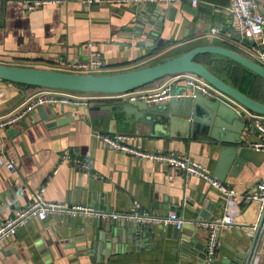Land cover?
Here are the masks:
<instances>
[{"label": "crops", "instance_id": "0c3cea01", "mask_svg": "<svg viewBox=\"0 0 264 264\" xmlns=\"http://www.w3.org/2000/svg\"><path fill=\"white\" fill-rule=\"evenodd\" d=\"M198 1L196 7L192 0L155 2L166 9L173 6L174 17L164 20L159 33L153 35L146 28L147 33L137 38L128 29L136 15L127 8L134 3L105 2L98 10H92L83 0H64L28 11L18 0H0V63L58 70L62 61L88 58L89 43L107 62L106 70L100 74L155 65L204 45L227 47L253 59L252 48L258 43L241 36L238 18L231 11L233 0ZM255 1L256 11L264 14V0ZM149 37H153V44H140ZM173 76L144 89H154ZM184 87L185 81L179 79L175 89ZM39 91L0 79V124L16 118ZM256 98L264 103V94H257ZM225 101L237 108L244 120L235 101L229 97ZM125 102L130 100L105 96L89 106L46 104L13 123L0 125V150L16 166L11 171L0 164V225L28 206L45 186L44 196L52 202L84 204L108 212L129 211L138 203L160 216L179 212L185 219L182 231H193L194 240L204 245V250L209 231L196 221L194 209L212 211L210 221L229 215L235 225L231 229L220 228L222 244L215 264H228L237 252H243L246 258L257 233V228H249L258 226L261 220L259 201L228 197L201 177L186 175L164 162L138 159L114 150L96 133L135 135L134 145L138 148L188 156L203 163L216 178L223 146L202 135L179 137L181 132L176 130L177 136L151 135L150 125L137 122L133 114L101 109L103 105ZM261 121L264 123V115ZM247 124L244 135L252 145L262 135L257 129L256 133L249 132L251 125ZM63 154L86 159L89 168L63 160ZM218 179L241 195L264 182V155L257 162L231 167L223 179ZM111 221L118 227L132 222L52 214L44 220L33 218L16 235L0 240V264H205L199 255L183 257L176 252L173 238L162 235L168 228L163 225H151L149 235L155 236L146 238L144 245L135 243L125 227L102 249L98 233ZM252 259L251 264H264V240L259 236ZM245 260L240 259V264Z\"/></svg>", "mask_w": 264, "mask_h": 264}, {"label": "water", "instance_id": "95a60500", "mask_svg": "<svg viewBox=\"0 0 264 264\" xmlns=\"http://www.w3.org/2000/svg\"><path fill=\"white\" fill-rule=\"evenodd\" d=\"M86 6H91L92 10H98L100 4H86ZM127 11L136 15L130 21L132 26L128 28L129 31L135 37L141 38L145 32L147 33L146 28H149L153 35L159 33L164 24V20L167 18L173 19L175 8L171 6L166 9L163 5L155 2H140L128 7ZM262 12L264 13V9ZM148 41L153 44V37L140 41V44L145 45ZM244 41L248 42L246 39ZM204 53L228 57L264 78V66L255 60L227 47L204 45L155 65L116 74H80L0 63V79L15 83L78 92L122 93L137 90L172 75L194 73L236 103L255 113L264 115V103L241 92L196 60L198 55ZM191 90L192 88L189 86L180 89L177 88L175 92H182L184 95L181 98L174 97L165 103L149 104L145 101L138 100L122 104L103 105L101 109L123 110L129 114H133L137 122L150 125L151 135L164 137L169 134L170 136H177L175 135L176 130L181 132L179 137L182 138H197L199 135H202L213 139L216 143L223 146L221 156L218 160L217 172L215 173L221 179H223L224 174L231 167L232 169L238 168L246 161L257 162L264 155V152L258 151L251 144H248L244 135L248 124L241 118L237 108L225 100L216 97H207L200 91L193 97L188 93ZM40 108H44V105L40 106ZM249 132L256 133L255 126L252 125L249 128ZM189 206L191 208L194 207L192 203H189ZM208 211L209 213L203 212L201 208H195L194 217L197 219L196 221L209 220L212 211ZM177 213L179 214V212ZM199 215H202L201 219ZM263 218L264 212L257 226L255 244L259 236ZM125 227H127L130 238L138 244L144 245L146 238L155 236V233L149 235L150 228H152L151 225L123 222L118 227L117 223L111 221L105 225V230L101 231V234L98 233L99 246L105 249L108 240L119 237ZM162 235H167L171 239L173 238L175 241L174 250L176 252L179 251L181 256L190 257L192 255H199L205 259L204 245L194 240L192 236L193 231H182V229H177L175 226L169 225L166 234ZM255 244L252 246L246 258H244L245 254L243 252H237L228 264H240V259H246L244 264H251L253 262L252 257Z\"/></svg>", "mask_w": 264, "mask_h": 264}, {"label": "built area", "instance_id": "2783aa9c", "mask_svg": "<svg viewBox=\"0 0 264 264\" xmlns=\"http://www.w3.org/2000/svg\"><path fill=\"white\" fill-rule=\"evenodd\" d=\"M22 2L28 11L37 9L38 7L47 3H61L64 0H18ZM87 4L105 3V2H122V3H140V2H159L165 0H83ZM173 1V0H168ZM199 4L198 0H192L193 7ZM255 0H233L231 11L238 18L240 34L242 37L255 40L257 47L252 48V57L255 61L264 66V14L256 11ZM217 29L214 28L215 32ZM93 44H87L89 49L88 58L81 60L62 61L57 66L58 70L80 73V74H95L99 75L104 72L107 67L106 60L101 54L93 49ZM179 79L185 81V86L192 88L190 94L194 97L195 94L200 91L207 97H216L221 100H225L227 97L223 92L216 87L208 83L202 77L194 73H181L167 79L163 84L154 89H137L130 92L122 93H104L105 95L82 93L73 90L58 89V88H41L26 104L24 110H21L18 116L8 122L1 123L4 126L8 123L23 118L27 113L32 111L38 106L46 104H63L70 106H89L92 101L99 97L110 98H127L130 101H145L149 104L165 103L173 99L174 97L181 98L184 93H176L175 85ZM235 104L242 109V117L251 126H255L258 132L262 135V138L252 144V147L258 151L264 152V123L261 121L262 116L256 114L250 109L238 104ZM96 137L104 144L117 151H123L127 154L138 159H150L164 162L168 166L175 167L182 171L186 175H193L208 180L214 188L220 192L226 194L228 197L240 196L245 202L257 200L261 206V217L264 212V182L258 183L252 186L247 191L238 194L233 188L228 186L220 179L214 177L208 168L201 162L190 159L185 155H178L175 153H157L147 151L138 148L134 145L136 136L132 134H107L96 133ZM63 160L70 161L81 168L88 169L89 164L86 159H80L78 157H72L68 154H63ZM0 164L6 166L11 171H15L16 166L13 160L7 157L3 150H0ZM45 186H43L36 194L34 200L22 210L15 213L14 216L8 218L3 224L0 225V240L7 239L17 234L20 227L26 225L31 219L39 218L46 219L49 215H69L72 217L83 216L87 218L96 219H112V220H126L141 224L148 225H173L178 229H183L185 219L173 211L167 215L152 214L148 210L141 207L136 203L134 208L125 212H108L95 208L94 206H88L84 204H65L62 202H52L45 198ZM201 227L207 228L209 231L207 243L205 245V264H215L217 259L218 250L222 244L219 238V230L222 227L231 229L234 224V219L229 215H224L222 218L215 220H204L199 222ZM257 226H253L249 229H256ZM260 240H264V218L259 232Z\"/></svg>", "mask_w": 264, "mask_h": 264}, {"label": "trees", "instance_id": "16d2710c", "mask_svg": "<svg viewBox=\"0 0 264 264\" xmlns=\"http://www.w3.org/2000/svg\"><path fill=\"white\" fill-rule=\"evenodd\" d=\"M205 58H207L208 60H206ZM196 60L204 64L214 74H216L218 77H220L221 79H223L230 85L234 86L241 92L245 93L246 95L260 102V100L257 99L256 97H257V94H262V95L264 94V89H263L264 88V78L258 75L257 73L253 72L249 68L245 67L239 62L232 60L228 57L219 56V58H213L211 53L200 54L196 57ZM159 81H155L146 86L152 85ZM16 84L21 85L23 87H28V88H31V87L37 88V89L44 88V87L37 86V85L22 84V83H16ZM146 86H143L139 89H144V87ZM82 93H100V92H82Z\"/></svg>", "mask_w": 264, "mask_h": 264}]
</instances>
